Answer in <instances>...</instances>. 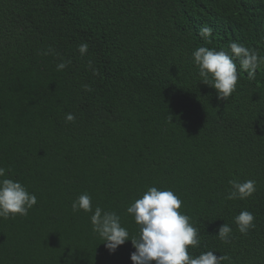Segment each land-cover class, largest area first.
Masks as SVG:
<instances>
[{
    "label": "trees",
    "instance_id": "obj_1",
    "mask_svg": "<svg viewBox=\"0 0 264 264\" xmlns=\"http://www.w3.org/2000/svg\"><path fill=\"white\" fill-rule=\"evenodd\" d=\"M231 41L261 63L250 81L237 62L236 91L219 101L192 53ZM0 167L37 197L26 216L0 218V264H133L131 239L110 252L72 203L88 193L131 238L127 208L152 186L199 229L190 255L264 264V0H0ZM234 179L254 180L253 195L228 200Z\"/></svg>",
    "mask_w": 264,
    "mask_h": 264
},
{
    "label": "clouds",
    "instance_id": "obj_2",
    "mask_svg": "<svg viewBox=\"0 0 264 264\" xmlns=\"http://www.w3.org/2000/svg\"><path fill=\"white\" fill-rule=\"evenodd\" d=\"M199 35L208 40L212 36V29L201 27ZM78 51L81 56L86 55L87 43L80 44ZM192 57L200 81L216 90L219 101H227L236 91L237 62L240 71L246 72L250 81L256 78L257 68L261 63L255 50L236 41L229 43L227 52L200 46L193 51ZM66 66L64 62L59 63L57 70H63ZM89 66L91 67V61ZM84 88L91 90L87 85ZM74 120V114H66V122ZM6 172L5 168L0 167V218L26 216L37 203V197L21 182L8 178ZM229 183L232 190L227 196L228 200L247 199L256 190L254 180L240 182L234 179ZM91 201L88 193L81 194L73 201L72 209L74 212L82 210L91 213L93 231L99 235L110 252H115L126 240L131 239L135 248L130 257L133 264H224L225 261H230L227 255L217 256L213 250L198 256L190 255L189 247L199 246V229L190 223L191 218L188 215L179 211L182 200L171 189L149 187L127 208V213L133 216L139 229L137 235L131 238L117 213L105 211L99 206L93 209ZM254 219L251 212L243 210L234 217V223L240 233L247 234L255 226ZM231 232L232 228L224 223L216 235L227 244L230 242Z\"/></svg>",
    "mask_w": 264,
    "mask_h": 264
}]
</instances>
